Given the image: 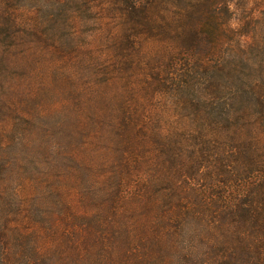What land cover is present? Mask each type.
Listing matches in <instances>:
<instances>
[{"label":"trees","instance_id":"1","mask_svg":"<svg viewBox=\"0 0 264 264\" xmlns=\"http://www.w3.org/2000/svg\"><path fill=\"white\" fill-rule=\"evenodd\" d=\"M38 1L0 0V264H264V0Z\"/></svg>","mask_w":264,"mask_h":264},{"label":"rangeland","instance_id":"2","mask_svg":"<svg viewBox=\"0 0 264 264\" xmlns=\"http://www.w3.org/2000/svg\"><path fill=\"white\" fill-rule=\"evenodd\" d=\"M38 2H39L38 0L37 1L36 0H19L17 5H18V7H28L31 10H33L34 12H38V10H37ZM246 10H248V4L246 7ZM239 12L240 11H237L238 14H239ZM91 28H93V27H91L90 25H86V27L83 29L84 30L83 32L88 33V32H90ZM63 34L65 37H67L69 33H63ZM70 34L73 35L74 45L76 48H78L81 45V44H79V40L77 38L78 31L73 29V31L70 32ZM60 35H61V33H60ZM72 53H73V50H70L66 54L64 53L63 55L67 57L70 54L72 55ZM67 71H68V68L63 66V59H62V64L60 66V74L63 72L65 73ZM52 72H54V71L51 70L50 73H52ZM146 93L148 94V92H146ZM146 93L142 92L140 95L141 96L140 98L144 101V105L146 106V108H150V110L154 111L156 114H162L161 116H165V115L172 116V113L168 112L164 108V106H163L164 100L162 98H159L158 96H155V94L150 93V92H149V95H147Z\"/></svg>","mask_w":264,"mask_h":264}]
</instances>
